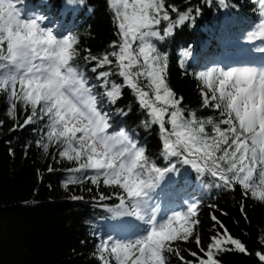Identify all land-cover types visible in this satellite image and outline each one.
I'll use <instances>...</instances> for the list:
<instances>
[{
	"label": "snow or ice",
	"instance_id": "6c2138e0",
	"mask_svg": "<svg viewBox=\"0 0 264 264\" xmlns=\"http://www.w3.org/2000/svg\"><path fill=\"white\" fill-rule=\"evenodd\" d=\"M22 2L0 0V92L7 94L9 118L15 119L18 106L26 113L24 123L14 124L12 130L44 122L46 131L37 145L45 153L50 145H59V156L76 165L68 171L80 174L67 182L89 180L97 186L118 187L122 191L112 195L119 202L107 211L114 217H134L145 225L131 236L104 238L97 248L100 264H170L168 254L175 255L180 264H193L173 245L194 235L198 202L161 215L154 198L165 176L178 172L177 164L190 165L198 176L211 175L218 188L234 190L239 185L245 197L250 194L264 202V64L213 66L194 73L201 85L202 107L218 112L215 118H201L186 109L183 97L168 83V56L157 42L186 22H194L193 13L200 14L198 7L181 11L166 0H107L118 39L109 44V51L92 55L85 49L83 57L103 89L97 92L76 62L80 56L77 37L42 26L46 17L25 12L17 6ZM219 3L227 6L226 0ZM255 3L261 19L247 34L249 42L264 41V0ZM252 51L264 56V46ZM188 56L190 51L182 49L181 66ZM125 88L146 112L144 126L158 127L166 167L150 160L145 147L126 128L113 126L112 114L104 110L105 97L115 104ZM120 114L126 115L123 110ZM111 198L99 196L101 201ZM240 211L244 214L243 204ZM212 219L223 231L209 238L207 249L200 236H195L203 254L189 250L196 264H220L216 256L229 250L246 254L241 240L214 215ZM256 255L264 262V254Z\"/></svg>",
	"mask_w": 264,
	"mask_h": 264
},
{
	"label": "trees",
	"instance_id": "16d2710c",
	"mask_svg": "<svg viewBox=\"0 0 264 264\" xmlns=\"http://www.w3.org/2000/svg\"><path fill=\"white\" fill-rule=\"evenodd\" d=\"M166 4H174L181 11L187 7L200 9L199 15L193 13L194 22H186L172 36L157 42L160 51L168 56V83L183 97L186 109L195 111L201 118H215L218 112L202 107L201 85L194 73L202 71L214 59L222 60L220 52L225 45L220 40L225 25L243 37L255 29L260 17L258 5L255 0H226V7L219 0H190V3L166 0ZM17 6L25 12L44 15L42 25L52 23L57 34L77 37L80 56L76 62L89 82L97 86L96 91L102 92L100 82L91 72L92 65L83 57L87 55L85 49L92 55L109 51V44L118 39L107 0H83L82 4L79 0L73 4L68 0H23ZM170 14L175 18V13ZM182 49L190 51L183 66ZM227 62L230 60L224 61ZM112 79L119 82L120 78L113 76ZM8 107L7 100L5 122L0 125V264H100L97 248L104 238L124 229L136 232L145 227L134 217H114L107 211V207L119 202L112 195L122 191L118 187L102 183L97 186L89 180L68 183L70 178L80 175L68 171L75 163L59 156V145H50L48 153L37 145L46 131L44 122L12 130L14 124L24 123L26 113L18 106L15 119L9 118ZM103 108L112 114L113 126L126 128L145 147L150 160L160 167L167 166L160 155L159 129L144 126L146 112L131 90L125 88L115 104H109L105 97ZM120 110L126 115L120 114ZM177 168L178 172L167 174L160 182L154 198L162 211L198 202L194 219L199 223L188 241H178L173 247L180 248L181 255L196 264L189 250L203 254L197 248L195 236H200L202 246L207 249L209 238L216 231H223L213 221L214 215L247 249L246 254L234 250L219 253L216 259L220 264H264L256 255L257 252L264 254L261 242L264 202L250 194L245 197L239 185L234 190L218 188L215 178L209 174L198 176L190 165L177 164ZM101 193L112 198L101 201ZM241 204L244 214L240 211ZM168 257L170 264H180L175 255L168 254Z\"/></svg>",
	"mask_w": 264,
	"mask_h": 264
},
{
	"label": "rangeland",
	"instance_id": "374dc122",
	"mask_svg": "<svg viewBox=\"0 0 264 264\" xmlns=\"http://www.w3.org/2000/svg\"><path fill=\"white\" fill-rule=\"evenodd\" d=\"M260 19L261 17L258 18L256 25L259 23ZM46 27L52 28L53 31L56 32V28H53L54 26L52 23L48 24ZM221 38L222 40H220V43L222 45H225V48L220 52V55L223 57L222 60L214 59L213 61L208 62L206 65L203 66V70L209 67L216 66V65H217L216 67H222L224 64V60H228L231 57L234 58V56H236L238 59H242L244 58L243 57L244 55L246 54L248 55L249 53H251L252 57H250V59H254L256 57L255 56L256 52L252 51V49L255 47H259V46H264V41L256 40V41L249 42L246 40V37H243L242 35L235 33V31L232 30V28H229L228 25H225L223 27ZM238 50H240L239 51L240 53L237 52ZM252 52L255 57L252 55ZM250 61H253V60H250ZM6 106H7V94L4 92H0V121L2 122H5ZM168 212H170L169 209L165 210V212L163 213L160 212V214L163 215ZM139 230H142V229H138V231L136 232H131L128 229H124V231L119 232L113 236L127 237V236H131L139 232Z\"/></svg>",
	"mask_w": 264,
	"mask_h": 264
},
{
	"label": "bare ground",
	"instance_id": "6f19581e",
	"mask_svg": "<svg viewBox=\"0 0 264 264\" xmlns=\"http://www.w3.org/2000/svg\"><path fill=\"white\" fill-rule=\"evenodd\" d=\"M240 50H238L237 52H239ZM240 53V52H239ZM252 55H253V52H252ZM254 56V55H253ZM255 56H257L256 58H254V59H250V57H252L251 56V53H249L248 55L246 54V55H244L243 57L244 58H242V59H238L236 56H234V60H236V62H237V64L239 65V67H246V66H251V64L252 63H255V59H257L258 57H259V59H257L256 61H260V64H264V56H262L261 54L259 55V53H258V55L257 54H255ZM245 60H247V61H245ZM250 60H253V61H250ZM233 60H230V62H227V63H224L223 64V68H225V69H227V68H229L230 67V63L232 62ZM243 62V63H242Z\"/></svg>",
	"mask_w": 264,
	"mask_h": 264
}]
</instances>
